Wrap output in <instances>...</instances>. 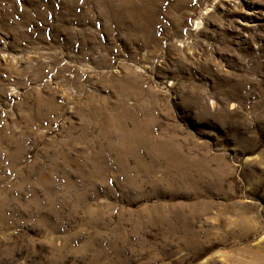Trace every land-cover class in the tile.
Returning <instances> with one entry per match:
<instances>
[{
	"label": "rangeland",
	"instance_id": "1",
	"mask_svg": "<svg viewBox=\"0 0 264 264\" xmlns=\"http://www.w3.org/2000/svg\"><path fill=\"white\" fill-rule=\"evenodd\" d=\"M0 264H264V0H0Z\"/></svg>",
	"mask_w": 264,
	"mask_h": 264
}]
</instances>
